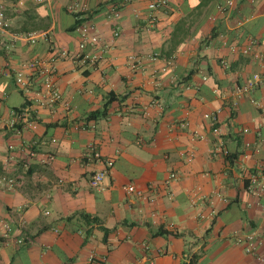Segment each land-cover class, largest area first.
<instances>
[{"label":"crops","instance_id":"obj_1","mask_svg":"<svg viewBox=\"0 0 264 264\" xmlns=\"http://www.w3.org/2000/svg\"><path fill=\"white\" fill-rule=\"evenodd\" d=\"M150 2L0 0V227L13 230L0 264H264V192L248 179L264 163V0H234L227 13L225 0H169L154 27ZM87 11L96 66L73 57L80 35L69 28ZM61 50L63 103L32 111L35 130L13 125L35 109L16 72ZM250 235L254 253L239 242Z\"/></svg>","mask_w":264,"mask_h":264},{"label":"built area","instance_id":"obj_2","mask_svg":"<svg viewBox=\"0 0 264 264\" xmlns=\"http://www.w3.org/2000/svg\"><path fill=\"white\" fill-rule=\"evenodd\" d=\"M53 0H37L40 4H46L52 2ZM234 0H225L218 6V11L221 13H227L229 10L234 8ZM169 6V0H152L148 5V21L150 26L154 27L157 22V12L166 10ZM111 16L118 18L120 12L118 8L113 7L111 11ZM9 27V20L7 18V9L4 6H0V34L3 33ZM80 35L79 51L74 54L73 57L79 59L83 65L90 64L96 66L101 60V38L97 33V28L94 24H83L78 29ZM119 33L115 32V36H118ZM39 35L37 33H30L27 35L26 40L30 44H35L39 40ZM254 44V41L251 42ZM0 44L7 47L4 39H1ZM92 49L94 52H90L89 49ZM245 53H248L249 50H245ZM69 51L61 50L54 52L52 56L47 60H37L29 64V73L24 71H17L15 75V81L19 88L25 92L33 91L32 106L35 109H31L30 106L26 107L24 110H21L15 113V121L13 125L22 124L32 130L37 128L38 122L35 115H32V111L36 112L37 109H47L51 112H54L59 105L63 103V98L61 92L57 88L54 80V75L56 71V64L63 60V58L69 55ZM256 57L260 60L262 66L264 67V56L257 54ZM37 73L40 76V85H38L34 80V73ZM263 80V77L256 74L253 76V79L250 80L247 85L244 87L242 92H248L252 90L255 86L259 85ZM36 84V85H35ZM1 94V92H0ZM215 132H218V129H215ZM225 155H228L227 151H224ZM112 162H108V168H112ZM109 170L99 171L94 174L90 181V185L93 188L100 189L102 188L103 182ZM176 178V174L172 173L170 179L173 180ZM250 181L249 187L253 192L259 193L264 192V163L259 168L257 172H254L248 177ZM10 186L13 185V181H8ZM128 194L137 193L139 196H142V192L137 190L134 185H127L123 188ZM13 234V230L10 225L6 224L0 227V237L4 239H9ZM256 237L254 235L247 236L243 240H239L245 244V251L247 253H254L256 251ZM18 244H23L25 241L31 242L32 240L27 238H19L16 240Z\"/></svg>","mask_w":264,"mask_h":264},{"label":"trees","instance_id":"obj_3","mask_svg":"<svg viewBox=\"0 0 264 264\" xmlns=\"http://www.w3.org/2000/svg\"><path fill=\"white\" fill-rule=\"evenodd\" d=\"M20 0H12V2H14V3H17V2H19ZM5 7V6H4ZM6 8V7H5ZM84 15H88L87 17H85ZM91 14L87 11V12H85V13H77L75 16H76V22H75V24L73 25V26H71L70 28H69V31H76L80 26H82L83 25V23L85 22V21H87L88 19H90L91 18V16H90ZM82 16H84V17H82ZM109 103V102H108ZM20 111V110H19ZM104 112L105 111H103V112H101V113H95V114H93L94 116H99V115H104ZM83 217L85 218V219H90L91 218V216H89L88 214H83ZM95 219V221H96V219L97 218H94Z\"/></svg>","mask_w":264,"mask_h":264},{"label":"rangeland","instance_id":"obj_4","mask_svg":"<svg viewBox=\"0 0 264 264\" xmlns=\"http://www.w3.org/2000/svg\"><path fill=\"white\" fill-rule=\"evenodd\" d=\"M9 13L8 9H7V14Z\"/></svg>","mask_w":264,"mask_h":264}]
</instances>
